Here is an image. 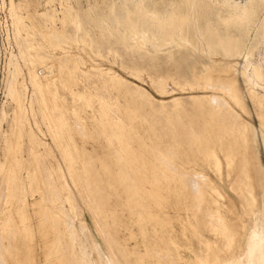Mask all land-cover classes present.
Listing matches in <instances>:
<instances>
[{
    "label": "rangeland",
    "instance_id": "obj_1",
    "mask_svg": "<svg viewBox=\"0 0 264 264\" xmlns=\"http://www.w3.org/2000/svg\"><path fill=\"white\" fill-rule=\"evenodd\" d=\"M140 2L144 3L142 12L137 8ZM172 2L184 1L28 0L26 6L24 0H0V159L10 145L20 113L26 116L29 130H36L38 126L32 124L35 112L46 132L42 114H48L56 132L54 138L41 134L48 150H44L43 161L55 172L41 185L43 207L36 219L41 220L37 224L43 252L40 264L48 259L52 264H88L81 259V247L93 264H101L104 257L106 264H214L213 250L206 252L207 243L202 242L205 223L200 198L192 196L183 182V175L199 170L217 182L219 206L227 220L236 224L238 259L233 264H264V127L241 75L247 62L243 56L238 59L239 89L247 109L244 112L237 105L235 109L251 130L247 141L245 135L239 137L247 150L239 149L237 155L245 153L255 165L259 162L254 205L233 191L225 172L220 179L206 165L199 167L202 153L198 142H188L191 127L185 114L191 117L196 113L195 95L207 96L213 91L180 90L175 83L188 80L195 86L192 71L198 58L193 50L197 38L192 21L186 19L177 27L178 34L190 37V46L172 43L170 26L161 30L146 21L145 8L166 17ZM128 10L131 21L126 22ZM262 20L249 37L248 49L261 42L247 66L250 74L254 63H260L264 72V30H259ZM76 21H80V31ZM19 35H33L32 57L25 56ZM78 38L91 52L84 55L75 47ZM155 43L161 49H153ZM110 46L123 54V66L96 55L99 48L106 53ZM57 47L62 48L58 56L52 50ZM214 50L225 54L221 47ZM72 55L81 62L87 60V65L90 61L96 67L112 68L116 75L110 79L99 72L85 75L89 69L79 71ZM54 58L59 60V67L54 80L47 84L49 75L42 59ZM64 62L73 67L69 72ZM136 67L145 70L149 78L137 76ZM161 79L165 80L160 87L157 80ZM250 83L264 96V81ZM216 95L223 94L216 91ZM163 119L170 126L164 125ZM28 181L32 185L35 178ZM31 194L25 195V204L30 207ZM72 226L75 229L71 230ZM215 243L213 238L212 245ZM1 257L0 264H4Z\"/></svg>",
    "mask_w": 264,
    "mask_h": 264
},
{
    "label": "bare ground",
    "instance_id": "obj_2",
    "mask_svg": "<svg viewBox=\"0 0 264 264\" xmlns=\"http://www.w3.org/2000/svg\"><path fill=\"white\" fill-rule=\"evenodd\" d=\"M183 1V4L172 2V7L169 9L166 17L159 15L155 9L147 10L145 8V17L147 22L150 21L151 24L155 25L158 29L162 30L163 28L170 26L173 37L172 43L177 46L182 45V42L187 43L186 45H191V42L189 41L190 37H184L182 34H178L177 27L184 23L183 21L186 19L188 21H192V24L195 26V36L197 40L196 42H193V50L198 58L197 63L194 65V70L192 71L194 74L195 86L194 82H189L188 80H185L184 83L180 81H175V83L178 85L180 90L204 89L213 92L207 96L195 95L194 100L197 105L196 115L194 114L190 117L188 116V112H185L187 118H190V121L188 122L191 127L188 142H191L192 140L198 142L203 162H199V167L204 169L206 165L214 171L220 179H223L225 172L226 178L231 183L233 191H237V193L241 196L242 201L254 205L257 202V197L254 191L257 183L255 178L260 171V166L258 165V161V164L256 163L255 165V163H253L245 153L240 154L239 157L237 155L239 149L247 150V144H241L239 137L245 135L244 140L247 141V134L250 132L251 128L245 121H243V118L235 109V105L241 107V109L245 112L247 105H245V100H243L241 94L242 92H240L239 89L240 80L238 59L243 56L247 62V66H250V58L253 56V51L261 43L256 42L252 48L248 49L250 34L254 26L261 19L263 20L259 30H264V17L261 18L262 13L264 12V0ZM24 4L27 6L28 0H24ZM143 6L144 3L142 2L137 4V8L140 12L144 10ZM129 11L130 10H128L126 15V22L131 21V13ZM76 24L78 31H80V21H76ZM22 25L24 26V29H27V25L24 23H22ZM133 28L136 29L135 26ZM44 33V36H46L45 39L48 40L49 35H47V33L49 32L46 31ZM143 35L144 34L140 32L139 36L141 37ZM19 36V42L25 56L32 57L35 54L33 49L34 46L32 45V41L34 39L33 35H29L26 38L21 35ZM193 36L194 35H192V39ZM68 41L69 43L72 42L71 40ZM73 44H75V47L82 51L84 55L91 52L90 48L86 47V45L83 44V41L79 38ZM146 44H148V42ZM39 45H42V43ZM157 45L158 44H156L153 49H161L162 46L160 44L158 46ZM162 45L164 46V44ZM142 46L144 48V45ZM218 47L223 48L225 50V54H218L214 50ZM60 49L62 48L57 47L52 50H56V55L58 56L61 54ZM96 55L103 60L106 59L107 62L117 63L119 66L124 65V63H122L123 54L114 46H110L106 53L99 48ZM72 56L77 68L79 67V71L89 69L84 72L85 75H89V73L86 74L89 71L93 73L99 72L100 74H104L109 77V79L110 77L116 75L112 68H104L102 65H98L99 67H96L93 62L90 61L89 65H87V60L81 62L77 55ZM42 60L48 71L49 77H51H47L48 81H45L49 84L54 80L53 78H55L53 74L59 67V60L57 58ZM64 64L66 65L65 69L68 72L73 68H71L67 62H64ZM84 65H87L88 67H85ZM247 66L245 65L243 67L241 75L248 87L249 97L254 101L257 108L258 119L264 127V96L257 91L256 86L254 87L250 83L251 80H253L255 85H257L259 82L264 81L263 67L260 63L252 64V71L250 74L247 71ZM135 70L137 76H141L142 79L148 75L142 68L136 67ZM93 80L94 79H92V81ZM164 80L165 79L157 80L160 87L163 85ZM216 91L221 92L223 95H216ZM13 92L15 97H18L17 91L14 90ZM46 107L47 105L44 104V111ZM21 109L23 110V108ZM63 112H65V110ZM33 114L32 124L37 125L38 128L35 130L33 129L34 127H30L29 130V123H26L25 121L26 116L24 113H20L16 118V129L12 140L10 138V145H8L4 156L0 159V217L1 215L3 216L0 218V255L2 256L0 257L2 258L4 264H40V260L43 255V252L41 253L42 246L40 244V239L37 237V233L39 232L37 224H39L41 220L36 219L42 206L43 193L41 185L43 182H46L45 179L47 177L52 178L55 168L43 161L44 150H47V147L42 140L41 134H46L54 138L56 132L54 133L55 127H53L54 125H51L48 114L44 112L42 114L44 118V125L47 127V132L40 128L38 124L39 118L35 115V112ZM163 120L164 121L161 122L164 125L170 126V122L166 121V119ZM212 128L213 130L211 131ZM184 129H186L185 125ZM211 141L213 144H211ZM169 146L170 143L167 142L166 148L170 151ZM26 170H28V173L25 175ZM29 177L30 179L35 178L32 185L28 183V180L30 179L27 178ZM183 177L185 178L183 182L190 188L192 196L200 198L201 219L205 223V235L202 236V242L206 241L207 243L204 246L206 252L210 249L213 250L211 263H235L238 259V253L236 252L237 227L235 223H231L227 220L226 216L223 214L222 207L219 206L221 194L216 184L217 182L215 183L210 177H208L204 170H199V173H186ZM53 181L52 183H54ZM27 192L32 193L30 195L33 200L31 207L25 204V195ZM35 195H38L39 198ZM73 227L74 226L70 227V229H75V227ZM262 227V230H264V218ZM207 232L212 233L213 237L207 235ZM73 236L75 237V235ZM213 238L217 240V244L215 243V245H212ZM109 247L111 246L109 245ZM74 249L79 250L78 248ZM79 251L80 253H83V258H81L82 261L85 260L88 264H93L90 257L85 256L86 252L83 247H81ZM99 253L102 255L103 252L99 250ZM99 263L106 264L104 260H101ZM45 264H52V262L48 259Z\"/></svg>",
    "mask_w": 264,
    "mask_h": 264
},
{
    "label": "crops",
    "instance_id": "obj_3",
    "mask_svg": "<svg viewBox=\"0 0 264 264\" xmlns=\"http://www.w3.org/2000/svg\"><path fill=\"white\" fill-rule=\"evenodd\" d=\"M104 262H105V263H108V262H107V259H106L105 257H104Z\"/></svg>",
    "mask_w": 264,
    "mask_h": 264
}]
</instances>
